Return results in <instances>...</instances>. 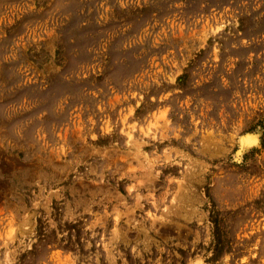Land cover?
I'll list each match as a JSON object with an SVG mask.
<instances>
[{
  "label": "rangeland",
  "instance_id": "1",
  "mask_svg": "<svg viewBox=\"0 0 264 264\" xmlns=\"http://www.w3.org/2000/svg\"><path fill=\"white\" fill-rule=\"evenodd\" d=\"M0 264H264V0H0Z\"/></svg>",
  "mask_w": 264,
  "mask_h": 264
}]
</instances>
